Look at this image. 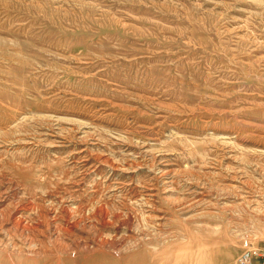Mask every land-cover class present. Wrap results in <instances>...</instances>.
Masks as SVG:
<instances>
[{"label":"rangeland","instance_id":"1","mask_svg":"<svg viewBox=\"0 0 264 264\" xmlns=\"http://www.w3.org/2000/svg\"><path fill=\"white\" fill-rule=\"evenodd\" d=\"M0 209L18 264L264 246V0H0Z\"/></svg>","mask_w":264,"mask_h":264},{"label":"bare ground","instance_id":"2","mask_svg":"<svg viewBox=\"0 0 264 264\" xmlns=\"http://www.w3.org/2000/svg\"><path fill=\"white\" fill-rule=\"evenodd\" d=\"M20 118V117H19ZM13 204V203H12ZM25 205V204H24ZM53 206V205H52ZM30 208V207H29ZM32 208V207H31ZM26 209V208H25ZM1 210V209H0ZM16 210V209H15ZM3 211V210H2ZM14 211V210H13ZM101 211V210H100ZM99 211V212H100ZM1 212V211H0ZM12 212V211H11ZM49 212V211H48ZM4 213V212H2ZM0 213V218L2 219L3 215L5 214H2ZM97 213H98V210H97ZM69 214V213H68ZM11 215V213H10ZM65 215V214H64ZM6 216V215H5ZM21 216V215H19ZM17 218V216H15ZM10 218V217H9ZM8 218V219H9ZM23 218V217H22ZM7 219V220H8ZM15 219V218H13ZM24 219V218H23ZM46 219V218H45ZM6 220V219H5ZM5 220H0V221H5ZM17 220V219H16ZM16 220L11 221L13 222V227H9V228H13V229H21V230H28V228L26 227H30V226H26L27 222L24 221L25 223V226L24 225H21L20 223L23 222L21 219V222H17ZM48 220V219H47ZM67 220V219H66ZM144 220V219H143ZM43 221V220H42ZM51 221V220H50ZM8 223V221H6ZM45 222V221H44ZM43 222V223H44ZM4 223V222H2ZM1 223V224H2ZM42 223V224H43ZM48 223V222H47ZM49 224V223H48ZM3 225V224H2ZM58 225V224H57ZM60 225V224H59ZM58 225V226H59ZM76 225V224H75ZM35 226V225H34ZM46 226V225H45ZM56 226V225H55ZM1 227V226H0ZM33 227V226H32ZM36 227V226H35ZM63 227V226H62ZM70 227V226H69ZM34 228V227H33ZM56 228H59V227H56ZM74 228V226H73ZM72 228V229H73ZM7 229V228H6ZM30 229V228H29ZM35 229V228H34ZM37 229V227H36ZM35 229V230H36ZM66 230V228H64ZM68 229V228H67ZM26 230V231H27ZM34 230V231H35ZM50 230V229H49ZM68 230H71V229H68ZM191 230V229H190ZM202 230V231H201ZM8 231V229H7ZM13 231V230H11ZM192 235L190 236H184V237H179L177 238L176 240H171V241H168V240H165L161 243H158V244H150L149 245V248L151 249V252H152V256H153V259H154V262L155 264H176L178 261H179V257L181 256L182 253L188 251V245L191 246V241L194 240V239H198L200 236H203L205 237L206 236V229L205 228H202V229H192ZM14 232V231H13ZM20 232V230H19ZM33 233V231H31ZM190 232V231H189ZM188 232V233H189ZM15 233V232H14ZM29 233V232H28ZM8 234V233H7ZM16 234V233H15ZM14 234V235H15ZM27 234V233H26ZM22 235V234H21ZM57 235V234H56ZM181 235V234H180ZM14 237V236H13ZM239 237V236H238ZM175 238V237H174ZM13 239V238H12ZM49 239V238H48ZM173 239V238H172ZM258 239V236L255 237V238H252V241L253 243ZM57 240V239H56ZM1 241V240H0ZM198 241V240H197ZM232 242V241H231ZM11 243V242H10ZM32 243V241H31ZM197 243V242H196ZM59 244V243H58ZM193 244V243H192ZM17 244H13L12 243V246L8 245L6 243V241H1L0 242V254L5 256V259L2 260V262H5V261H8V263L10 264H18L14 261V257L15 256H18L20 253H21V247L17 246V248H14ZM51 246V245H50ZM19 247V248H18ZM54 247V246H53ZM28 249V248H27ZM190 249V248H189ZM30 250V249H29ZM35 250V249H34ZM72 250V249H71ZM39 251H40V247H39ZM42 251V250H41ZM92 251V250H91ZM31 252V251H30ZM38 252V251H37ZM36 251H34L35 254H37ZM44 252V251H43ZM41 253V252H39ZM33 254V253H31ZM38 255V254H37ZM30 256V255H29ZM36 256V255H35ZM42 256V255H41ZM40 256V258H41ZM73 256V255H72ZM31 257V256H30ZM234 257V256H233ZM33 258V257H32ZM35 258V257H34ZM39 258V256H38ZM36 258V259H38ZM232 258L229 257V259H227V262H231ZM36 261V260H35ZM26 263V262H25ZM36 263V262H35ZM4 264V263H3ZM44 264V263H43Z\"/></svg>","mask_w":264,"mask_h":264},{"label":"built area","instance_id":"3","mask_svg":"<svg viewBox=\"0 0 264 264\" xmlns=\"http://www.w3.org/2000/svg\"><path fill=\"white\" fill-rule=\"evenodd\" d=\"M235 264H264V246L244 249L238 255Z\"/></svg>","mask_w":264,"mask_h":264}]
</instances>
